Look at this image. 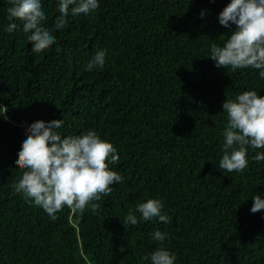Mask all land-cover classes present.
<instances>
[{"label":"trees","instance_id":"1","mask_svg":"<svg viewBox=\"0 0 264 264\" xmlns=\"http://www.w3.org/2000/svg\"><path fill=\"white\" fill-rule=\"evenodd\" d=\"M230 2L98 0L36 54L22 22L6 31L12 4L0 0V264H151L160 247L174 264H264V209L250 211L253 196L264 198V161L252 159L264 149L248 147L243 172L219 168L223 102L249 90L264 97L260 70L209 57L235 29L218 19ZM58 3L41 0L45 27ZM100 51L104 66L87 70ZM60 119L63 136L93 130L112 143L120 159L109 169L123 182L93 201L95 213L65 206L53 220L13 184L25 171L15 163L23 123ZM148 199L163 203L169 223L140 219L136 206ZM130 210L138 223L125 227Z\"/></svg>","mask_w":264,"mask_h":264},{"label":"clouds","instance_id":"2","mask_svg":"<svg viewBox=\"0 0 264 264\" xmlns=\"http://www.w3.org/2000/svg\"><path fill=\"white\" fill-rule=\"evenodd\" d=\"M7 9L10 23L6 31L18 28L16 20L22 22V29L28 35L33 53H42L56 43V30L63 29L68 16L89 15L98 9V0H59L58 13L51 27H45V12L41 0H9ZM71 6V7H70ZM201 16L204 15L202 11ZM219 22L225 28L235 29L226 39L223 47L211 45L210 58L217 67L232 70L252 67L260 70L264 78V0H231L219 13ZM105 52H98L87 64V70L103 67ZM227 114L223 130L225 143L219 168L229 173L243 172L248 167L247 149H264V97L254 90L244 91L235 100H225L222 104ZM5 108L2 113H7ZM7 119V116L4 117ZM63 119L45 122L38 120L26 129V139L18 152L16 164L23 171L22 178L13 184L14 192L30 199L41 207L51 219L65 206L73 214L83 213L91 204L96 212L101 194L110 195L114 183H122L123 178L109 169V163L120 159L112 143L100 138L93 130L75 136H63L58 129ZM254 161H264V153L257 152ZM250 209L256 213L264 209V198L252 197ZM163 203L158 199H148L139 203L136 211L140 219L153 218L169 223L170 218L161 214ZM125 227L135 226L137 216L130 210L122 220ZM152 239L163 242L165 233L157 230ZM151 264H174V255L166 248H157L151 254Z\"/></svg>","mask_w":264,"mask_h":264},{"label":"built area","instance_id":"3","mask_svg":"<svg viewBox=\"0 0 264 264\" xmlns=\"http://www.w3.org/2000/svg\"><path fill=\"white\" fill-rule=\"evenodd\" d=\"M30 125H31V123H29V122H24V123H23V126H24V130H25V132H26V129H27Z\"/></svg>","mask_w":264,"mask_h":264}]
</instances>
